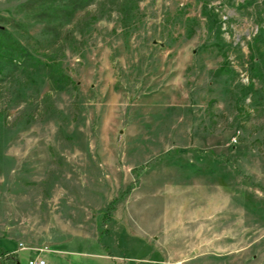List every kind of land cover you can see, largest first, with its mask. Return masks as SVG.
<instances>
[{"label": "rangeland", "instance_id": "374dc122", "mask_svg": "<svg viewBox=\"0 0 264 264\" xmlns=\"http://www.w3.org/2000/svg\"><path fill=\"white\" fill-rule=\"evenodd\" d=\"M25 1L0 0V27L74 85L0 77V246L18 264H264V0H209L219 41L200 0H139L124 23L98 0L48 27Z\"/></svg>", "mask_w": 264, "mask_h": 264}, {"label": "trees", "instance_id": "16d2710c", "mask_svg": "<svg viewBox=\"0 0 264 264\" xmlns=\"http://www.w3.org/2000/svg\"><path fill=\"white\" fill-rule=\"evenodd\" d=\"M98 0H65L61 4L50 6L47 0H26L25 5L29 9H33L34 18L43 22L44 27L50 25H61L68 22L74 13L85 9ZM139 0H109L114 5L120 16L122 23L128 21L132 12L137 7ZM201 1V14L205 18L208 30L213 32L216 41H219L221 32L220 26L222 20L217 13L209 7V0ZM99 15H94L93 19ZM53 23V24H52ZM51 26V27H52ZM264 28L258 27L255 35L252 36L249 45V56L251 63L256 58L259 63V70L264 72ZM20 74L24 78L35 80L43 83L47 81L49 89L52 91H60L68 86H73L72 80L66 75L60 67V64L52 57L45 55L44 58L35 56L25 45L19 42L10 32L0 27V77H14ZM251 86V83L248 84ZM115 204L114 200H110L108 209H112ZM15 252H10L3 246H0V264H15Z\"/></svg>", "mask_w": 264, "mask_h": 264}, {"label": "built area", "instance_id": "2783aa9c", "mask_svg": "<svg viewBox=\"0 0 264 264\" xmlns=\"http://www.w3.org/2000/svg\"><path fill=\"white\" fill-rule=\"evenodd\" d=\"M232 141H234L233 138H232ZM17 249L18 250H24V249H26V247H23L21 245V243H18L17 244ZM32 251L34 252V255L33 256H28L27 264H46L44 259L39 256V254H41L42 252L47 251L46 248H32Z\"/></svg>", "mask_w": 264, "mask_h": 264}, {"label": "water", "instance_id": "95a60500", "mask_svg": "<svg viewBox=\"0 0 264 264\" xmlns=\"http://www.w3.org/2000/svg\"><path fill=\"white\" fill-rule=\"evenodd\" d=\"M16 264H18V262H16Z\"/></svg>", "mask_w": 264, "mask_h": 264}]
</instances>
